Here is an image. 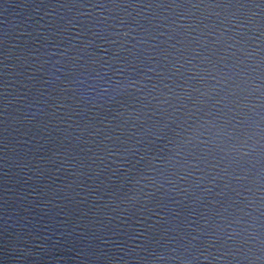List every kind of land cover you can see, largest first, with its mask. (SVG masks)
<instances>
[{
    "label": "water",
    "instance_id": "95a60500",
    "mask_svg": "<svg viewBox=\"0 0 264 264\" xmlns=\"http://www.w3.org/2000/svg\"><path fill=\"white\" fill-rule=\"evenodd\" d=\"M0 264H264V0H0Z\"/></svg>",
    "mask_w": 264,
    "mask_h": 264
}]
</instances>
